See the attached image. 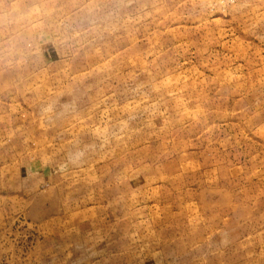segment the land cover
Wrapping results in <instances>:
<instances>
[{"label": "rangeland", "instance_id": "1", "mask_svg": "<svg viewBox=\"0 0 264 264\" xmlns=\"http://www.w3.org/2000/svg\"><path fill=\"white\" fill-rule=\"evenodd\" d=\"M0 257L264 264V0H0Z\"/></svg>", "mask_w": 264, "mask_h": 264}, {"label": "built area", "instance_id": "2", "mask_svg": "<svg viewBox=\"0 0 264 264\" xmlns=\"http://www.w3.org/2000/svg\"><path fill=\"white\" fill-rule=\"evenodd\" d=\"M0 264H13L11 259H9L8 257H0Z\"/></svg>", "mask_w": 264, "mask_h": 264}]
</instances>
